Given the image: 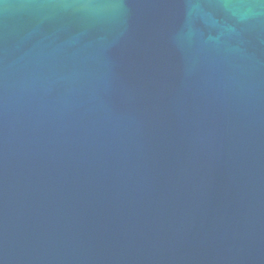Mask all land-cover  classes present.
Returning <instances> with one entry per match:
<instances>
[{
  "label": "water",
  "instance_id": "1",
  "mask_svg": "<svg viewBox=\"0 0 264 264\" xmlns=\"http://www.w3.org/2000/svg\"><path fill=\"white\" fill-rule=\"evenodd\" d=\"M0 264H264V0H0Z\"/></svg>",
  "mask_w": 264,
  "mask_h": 264
}]
</instances>
